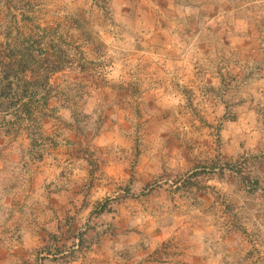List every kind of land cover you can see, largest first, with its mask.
<instances>
[{
  "label": "crops",
  "instance_id": "obj_1",
  "mask_svg": "<svg viewBox=\"0 0 264 264\" xmlns=\"http://www.w3.org/2000/svg\"><path fill=\"white\" fill-rule=\"evenodd\" d=\"M155 1L143 0L151 17L163 19L151 26L153 37H144L141 28L146 27L140 26L141 20L129 21L126 26L121 23L119 28L135 29L137 36L149 38L127 39L137 49L145 46L146 52L138 53L149 61L163 64L165 89L172 93L169 106H178L180 111L188 107L185 117L189 120H184V126L201 127L203 120H208L211 129L204 139L226 162L243 155L258 159L260 190L252 196L259 198L244 200L255 205L252 219L264 223V194H259L264 191V8L253 13L246 11L251 4L233 6L231 0H211L212 9L203 12V7L196 5L176 9L179 1L168 0L174 11L187 14L177 18L172 11L167 16V8ZM112 2L118 22L126 23L136 12L141 14V7L133 6L132 0ZM249 13L259 15L255 21L241 16ZM230 16L233 21H226ZM219 122L224 127L219 137L222 148L216 150L212 143L218 141L215 128ZM52 132L51 127L47 134ZM78 138L74 132L60 138L53 134L50 142L56 144L43 150L31 134H25L4 151L15 157L0 160V264H13L10 258L15 251L23 255L17 264L28 259L35 264H264V224L255 245L241 249L235 246L244 239L234 232L229 223L234 218L229 214L218 216V221L224 222L219 230L195 225L194 231L185 227L169 231L159 225L161 220L152 216V207L167 201L153 196L180 190L182 183L189 185L184 180H160L165 170L177 172L176 165L167 168L175 162L168 149L138 150L136 141L121 136L117 128L90 137L92 153L81 149ZM161 138L176 139L171 135ZM182 138L189 137L180 136L177 141ZM202 140L193 141L195 158L202 157ZM197 170L191 187L198 193L195 198L205 188L198 181L202 173ZM230 172L213 168L211 186L206 189L217 195L215 191H228L238 184L244 197V191L250 190L247 183L228 181ZM128 189L133 196L121 194ZM104 202L108 206L97 211ZM206 216L211 221L212 217ZM14 239L18 240L15 245L11 244Z\"/></svg>",
  "mask_w": 264,
  "mask_h": 264
},
{
  "label": "rangeland",
  "instance_id": "obj_2",
  "mask_svg": "<svg viewBox=\"0 0 264 264\" xmlns=\"http://www.w3.org/2000/svg\"><path fill=\"white\" fill-rule=\"evenodd\" d=\"M231 1L233 6L251 4L246 11L253 13L264 8V0ZM158 2L167 8V16L171 11L177 18L187 15L184 11H174L175 7L168 0H157L155 4ZM177 3L179 8L176 9L191 5L203 7V12L212 9L211 0H177ZM132 5L141 7V14L136 12L124 23L118 22L120 19L113 10L112 0H0V77L15 79L14 82L10 80L12 88L7 86L9 82L4 86L12 89L11 95L0 96L5 98L1 103L9 107V111L0 108V160L2 157L7 160L15 157L3 153L11 148L15 139L25 134H31L36 139L35 144L46 150V145L51 148V144H56L50 142L51 135L60 138V135L74 132L79 137L81 149L92 153L93 147L88 142L90 137L117 128L121 136L136 141L138 150L170 151L175 162L167 168L172 169V165H176L177 172L169 174L165 170L161 181L170 178L175 183L184 180L189 184L184 186L182 183L180 190H166L153 196L155 199L166 198L167 201L157 202L152 207V216L161 220L160 226L169 231L178 227L194 231L195 225L203 230H208L210 226L219 230L224 222L218 221V216L225 213L234 218L229 223L234 226L238 238L244 239L235 247L241 249L255 245L254 240L264 223L252 219L250 213L255 205L245 200L252 197L256 201L259 198H254L260 190L257 188L256 173L258 159L243 155L226 162L210 149L211 144L204 139L211 129L208 120H203L205 124L201 127L183 125L185 119L189 120L186 118L188 107L186 111H180L178 106H169L168 99L172 93L165 89L167 81L162 76L163 64L149 61L145 54L138 53L146 52V47L137 49L132 40L127 39L149 38H143L142 34L137 36L135 33L139 32L135 29L130 32V29L119 28L121 23L126 26L129 21L141 20L140 26L146 27L141 28L144 37H153L151 26L154 21L162 22L163 19L151 17V9H146L143 0H132ZM220 14L221 11L217 14L218 19L222 16ZM258 15L249 13L241 16L255 21ZM233 18L230 16L225 20L232 22ZM25 105L32 109L30 117L23 112ZM190 112L193 110L190 109ZM230 118L235 116L230 115ZM45 119L47 122L42 124ZM52 123V126L47 125ZM51 127L53 132L48 135ZM223 128L220 122L215 128L218 141L213 142L212 147L217 146L216 150L222 148L219 137ZM170 135L176 139L165 141L161 138ZM182 135L189 138L178 142ZM154 136H157L155 141L152 140ZM199 139H203L202 157L195 158L193 141ZM179 167L185 171L182 172ZM213 168L237 173L238 176H235L230 172L232 177L227 180L247 183L250 190H245L246 195L242 197L237 184L228 191H215L217 195H214L213 191L206 189L211 186ZM194 169L201 171L198 181L205 185L199 198H195L198 193L191 189ZM219 172L225 176L221 170ZM263 192L261 190L259 194L263 195ZM127 193L132 194L130 189L121 192L124 196ZM108 204L99 205L97 211H103ZM206 215L212 217L211 221ZM17 241L14 239L11 244L15 245ZM21 257L23 255L17 251L11 252L10 259L15 261L13 264H17ZM25 264L35 263L28 259Z\"/></svg>",
  "mask_w": 264,
  "mask_h": 264
},
{
  "label": "trees",
  "instance_id": "obj_3",
  "mask_svg": "<svg viewBox=\"0 0 264 264\" xmlns=\"http://www.w3.org/2000/svg\"><path fill=\"white\" fill-rule=\"evenodd\" d=\"M10 80H13V82H14V78L12 79V78H9V77H0V96L2 97V95L3 94H5L4 96H10L11 95V90L12 89H6V88H4V86L6 85V83L7 82H9L8 83V85L7 86H9L10 88H12V85H13V82L12 81H10ZM12 82V83H11ZM6 90H9V91H6ZM17 94V93H16ZM15 94V95H16ZM27 94V93H26ZM4 98V97H3ZM3 98H0V108L2 109H6V110H2V111H9V107L7 106V104H3V103H1L2 101H3ZM5 99V98H4ZM23 112H24V114L26 115V116H29L30 117V115L32 114V109L31 108H29V106L28 105H25L24 106V108H23Z\"/></svg>",
  "mask_w": 264,
  "mask_h": 264
}]
</instances>
